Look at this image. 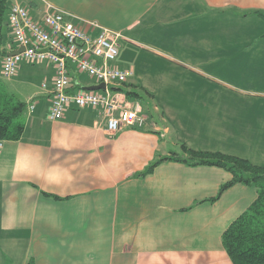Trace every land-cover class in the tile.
Returning a JSON list of instances; mask_svg holds the SVG:
<instances>
[{
  "label": "crops",
  "instance_id": "crops-1",
  "mask_svg": "<svg viewBox=\"0 0 264 264\" xmlns=\"http://www.w3.org/2000/svg\"><path fill=\"white\" fill-rule=\"evenodd\" d=\"M16 4L35 21L51 6L93 36L121 33L113 65L133 75L110 90L146 122L109 133L98 111L75 106L52 121L56 67L31 63L42 86L25 94L22 138L0 150V264H234L222 237L256 189L236 184L211 202L231 173L175 160L139 175L186 158L183 146L264 166V0ZM71 78L70 92L98 86Z\"/></svg>",
  "mask_w": 264,
  "mask_h": 264
},
{
  "label": "built area",
  "instance_id": "built-area-1",
  "mask_svg": "<svg viewBox=\"0 0 264 264\" xmlns=\"http://www.w3.org/2000/svg\"><path fill=\"white\" fill-rule=\"evenodd\" d=\"M8 28L14 47L3 60L1 72L4 79L17 76L19 64L24 60L33 64L49 62L56 67L50 108L52 121L62 120L66 110L75 106L98 111L106 119L109 133H117L124 127L145 126L146 118L140 104L128 107L110 90V87L124 85L133 75L113 65L120 55L121 33L97 27L100 31L93 36L77 24L73 16L51 6L41 21H35L29 9L20 4L10 7ZM22 48L23 52L11 55ZM73 69L95 79L105 88L70 92ZM29 109L33 111L34 105L31 104ZM3 145L4 141H0V150Z\"/></svg>",
  "mask_w": 264,
  "mask_h": 264
},
{
  "label": "trees",
  "instance_id": "trees-1",
  "mask_svg": "<svg viewBox=\"0 0 264 264\" xmlns=\"http://www.w3.org/2000/svg\"><path fill=\"white\" fill-rule=\"evenodd\" d=\"M9 0H0V59L9 54L7 50ZM264 19V13H256ZM264 37V35L262 36ZM131 100L141 98L139 93L126 91ZM27 103L8 92L0 81V141H18L25 131L24 113ZM187 157L162 159L151 165L139 177L151 173L160 163L175 160L190 166H214L222 168L233 176L221 186L216 201L226 190L236 184L256 189L258 197L251 207L240 216L223 234L225 250L234 264H264V166H257L248 160L217 152L194 151L183 146Z\"/></svg>",
  "mask_w": 264,
  "mask_h": 264
},
{
  "label": "rangeland",
  "instance_id": "rangeland-1",
  "mask_svg": "<svg viewBox=\"0 0 264 264\" xmlns=\"http://www.w3.org/2000/svg\"><path fill=\"white\" fill-rule=\"evenodd\" d=\"M257 24V23H256ZM256 24H252V27L256 26ZM248 25H246V28ZM11 34V33H10ZM12 38L11 43L9 44V49H13L14 47V40L12 37V34L10 35ZM38 66H32L30 62L24 60L19 64V72L17 76L14 78L8 80L4 79L2 77V58L0 59V81L6 88V90L12 94L17 95V97L23 101L26 102L27 97L25 94H27L28 90H37L40 89L43 83V77L40 75H37L36 72H34L36 69H38ZM30 83V85H28Z\"/></svg>",
  "mask_w": 264,
  "mask_h": 264
},
{
  "label": "water",
  "instance_id": "water-1",
  "mask_svg": "<svg viewBox=\"0 0 264 264\" xmlns=\"http://www.w3.org/2000/svg\"><path fill=\"white\" fill-rule=\"evenodd\" d=\"M23 51H24V48H22L20 51H18L16 53H12L11 55L19 54V53H21ZM104 88H105V86L103 84H101V85H98V86L85 88V90H87V91H99V90L104 89Z\"/></svg>",
  "mask_w": 264,
  "mask_h": 264
}]
</instances>
